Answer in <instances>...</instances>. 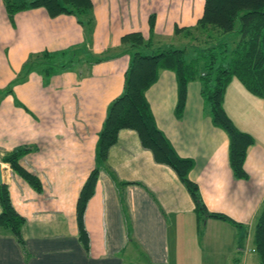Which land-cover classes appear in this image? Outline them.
<instances>
[{"label": "crops", "instance_id": "obj_1", "mask_svg": "<svg viewBox=\"0 0 264 264\" xmlns=\"http://www.w3.org/2000/svg\"><path fill=\"white\" fill-rule=\"evenodd\" d=\"M90 1L93 25L86 35L73 15L50 17L42 6L18 10L9 20L0 0V155L29 147L18 163L41 186L34 191L0 161L1 182L24 219L22 244L0 228V264H256L251 238L264 199L263 99L238 80L223 88L224 113L253 140L242 163L246 178L236 179L226 160L227 136L211 124L199 81L186 82L176 116L175 79L167 69L144 91L153 122L178 156L192 159L187 177L205 210L238 225L199 216L174 171L139 145L134 130L123 128L97 170L82 215L87 248L80 243L76 195L94 165L106 107L122 90L128 54L77 62L48 76L24 72L23 63L42 51L111 52L124 33L135 31L167 47L175 44V26H192L201 17L203 0Z\"/></svg>", "mask_w": 264, "mask_h": 264}, {"label": "trees", "instance_id": "obj_2", "mask_svg": "<svg viewBox=\"0 0 264 264\" xmlns=\"http://www.w3.org/2000/svg\"><path fill=\"white\" fill-rule=\"evenodd\" d=\"M1 1L9 20L18 10L42 6L50 17L64 13L73 15L86 35L91 33L93 19L90 0ZM148 22L152 30L153 16L149 15ZM173 38L176 39L175 44L171 42L167 47H157L153 46L149 36L144 39L138 31L127 32L120 37V44L112 49V53L110 50L93 53L86 49L64 54V51H42L31 54L21 67L24 72L33 68L42 76H48L77 62H98L112 57L115 52L128 54L122 90L106 107L102 126L96 134L94 165L83 180L74 203V220L84 248L88 244L82 219L84 205L93 192L97 170L105 164L108 147L116 141L117 131L123 128L134 130L139 145L148 149L156 162L166 164L174 171L194 201L199 216L202 214L238 225L222 213L205 210L195 182L187 177L192 159L178 156L158 130L144 91L156 80L160 69L171 71L176 86L173 110L179 116L183 110L186 82L197 79L199 94L211 124L219 127L227 136L229 171L236 179L246 178L242 163L245 151L253 140L251 135L230 122L222 109L221 98L224 86L235 77L245 90L261 97L264 102V0H203L201 17L192 26H175ZM28 150L29 147L24 145L12 147L0 155V161L8 164L34 191H40L38 178L18 163V159ZM260 205L251 238L258 255L256 264H264V199ZM23 221V217L11 206L5 183L0 182V228L22 244L20 227Z\"/></svg>", "mask_w": 264, "mask_h": 264}, {"label": "rangeland", "instance_id": "obj_3", "mask_svg": "<svg viewBox=\"0 0 264 264\" xmlns=\"http://www.w3.org/2000/svg\"><path fill=\"white\" fill-rule=\"evenodd\" d=\"M231 80H232V81H234V80L237 81V79H236L235 77H232ZM242 232H243V231H242Z\"/></svg>", "mask_w": 264, "mask_h": 264}, {"label": "water", "instance_id": "obj_4", "mask_svg": "<svg viewBox=\"0 0 264 264\" xmlns=\"http://www.w3.org/2000/svg\"><path fill=\"white\" fill-rule=\"evenodd\" d=\"M0 182H1V176H0Z\"/></svg>", "mask_w": 264, "mask_h": 264}]
</instances>
